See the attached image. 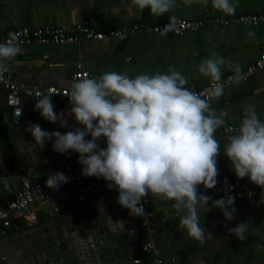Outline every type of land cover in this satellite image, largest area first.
Here are the masks:
<instances>
[{"label": "crops", "instance_id": "obj_1", "mask_svg": "<svg viewBox=\"0 0 264 264\" xmlns=\"http://www.w3.org/2000/svg\"><path fill=\"white\" fill-rule=\"evenodd\" d=\"M230 2L236 4L233 15L214 9L211 0L207 6L185 5L182 0H176L173 12L156 17L149 8L141 13L134 8L129 9V0H0V38L10 29L20 26L54 25L72 29L83 24L100 30L125 26L130 31L125 40L81 39L66 45L37 42L19 45L20 52L8 62L7 73L23 85H55L70 89L79 64L94 78L108 71L127 73L131 77L166 73L171 66L188 79L186 87L194 91L210 81L209 77L198 72V66L204 59L219 56L230 61L233 68L239 66L243 69L264 52V21L254 24L240 19L241 16L264 11V0ZM170 15L176 19L225 16L228 21L209 23L181 35H162L145 27L132 30L135 24L150 26L170 22ZM230 72L234 71L225 65L222 77ZM37 102L34 97H25L22 118L16 122L7 104L6 90L0 84V201L12 198L22 188L25 179L45 180L56 169L78 164L77 153H56L52 151V141L47 142L43 149L38 146L32 148L35 142L25 131L30 123L61 134L82 127L68 115L63 118L69 127H61L59 121L53 124L43 119L40 112L34 110ZM250 104L255 105L257 115L264 120V69L246 81L224 88V95L211 101L213 109L229 113L227 126L238 128L244 107ZM70 108V103L54 106L57 113L67 114ZM229 134L224 132V128L215 134L220 143L217 167L219 175L236 177L224 152ZM101 146H104L103 141ZM65 194L66 191L53 192L48 198L36 202L38 225L29 226L23 217L15 215L16 223L13 218L11 227L0 226V264H45L55 249L63 252L64 247L71 246L78 227L86 228L93 212L100 210L98 207L109 205L118 196L115 190H106L86 203L51 216V210L64 200ZM209 196L214 200L221 198ZM172 204V201L153 198L146 227L141 225L144 216H137L136 239H130L136 240L142 259L147 261L154 254H160L167 264H264V209H255L235 200L237 211L234 219L227 222V227L223 226L225 220L219 209L201 211L200 225L211 233L201 244L177 229L179 219ZM124 221L130 225L134 223L132 215L124 217ZM241 222H248L244 241L228 233V228ZM149 241L154 242L155 251L144 252L143 247Z\"/></svg>", "mask_w": 264, "mask_h": 264}, {"label": "clouds", "instance_id": "obj_2", "mask_svg": "<svg viewBox=\"0 0 264 264\" xmlns=\"http://www.w3.org/2000/svg\"><path fill=\"white\" fill-rule=\"evenodd\" d=\"M182 3L207 6L209 0ZM211 5L225 15H233L236 10L230 0H211ZM131 8L138 13L149 8L153 16L159 17L173 12L176 0H129ZM175 19L170 15V22L158 31L167 35L173 30ZM19 52L18 35L10 32L6 42L0 43V79L8 71V62ZM225 65L235 72L236 83L243 79L239 66L233 68L230 61L219 56L206 58L198 66V72L211 80L204 94L186 87L188 79L171 66L166 73L135 77L116 71L98 78L84 76L74 80L64 94L71 105L67 114L54 110L51 95L38 99L34 109L53 124L59 121L61 127H69L63 118L68 115L82 127L61 134L30 123L25 131L35 142L33 149H43L52 141V151L56 153H77L81 175L106 181L107 188L118 193L117 203L132 216L145 215L142 200L149 195L155 200L172 201L179 219L177 229L203 244L211 233L200 225L201 211L219 209L224 227L237 211L235 197L229 190L215 200L198 191L201 185L213 189L218 183L220 143L215 134L218 129L227 128L229 113L213 109L211 101L224 95L220 81ZM21 114L20 111L18 117ZM228 131L225 156L238 180L247 178L261 188L256 205H264V120L257 115L255 105L244 107L237 132L232 134L230 128ZM88 136L91 139H86ZM69 181L70 177L58 171L48 176L45 186L55 191ZM253 195L249 191V198ZM100 211L103 212L102 207ZM228 233L244 241L248 222L228 228ZM136 264L141 262L136 260Z\"/></svg>", "mask_w": 264, "mask_h": 264}, {"label": "built area", "instance_id": "obj_3", "mask_svg": "<svg viewBox=\"0 0 264 264\" xmlns=\"http://www.w3.org/2000/svg\"><path fill=\"white\" fill-rule=\"evenodd\" d=\"M241 20L251 21L254 24H258L264 21V11H260L254 14H247L241 16ZM228 19L225 16H211L200 19H176L174 21V28L171 32L173 35L184 34L188 30H197L209 23H227ZM169 22L158 23L155 25L144 26L135 24L132 28L133 31L141 30L145 27L146 30L160 32L159 29H163ZM15 33L18 35V45L28 43H42L50 44L56 43L66 45L74 43L81 39H107L118 38L120 40L127 39L129 30L125 26L114 27L110 29L100 30L92 25L77 24L74 28L69 29L62 26H20L14 27L9 30L7 35L0 38V43H5L8 39L9 33ZM264 69V52L253 63H250L245 68L240 69V75L243 77L241 81H246L248 78L259 70ZM87 76L94 78V75L83 68L82 64L78 65L77 71L74 73L73 78L77 80ZM235 72L227 73V75L221 78V85L223 88L230 86L234 81ZM0 84L6 90L7 104L12 110L13 118L16 122L20 121L23 115V99L25 97H34L36 99L43 98L44 95L52 96V104L58 106L62 103H69V98L64 94L70 89L65 87H59L55 85H49L45 87L40 86H27L18 83L12 75L4 73L3 78L0 79ZM211 86V80L202 86L200 89L194 90L198 94L206 93V90ZM38 93L40 95H38ZM22 112L18 117V113ZM228 128L232 130V133L238 131V127L235 125H229L224 128L225 133H229ZM82 166L78 163L72 167H62L53 171L50 175L56 172H63L70 181L67 184H62L57 190L53 191L45 186V180H29L23 181L22 188L10 199L0 201V226L9 228L13 225V218L15 215L23 217L29 226L39 224L38 214L34 205L38 200H44L48 198L53 192L66 191L64 200L57 204L51 210V216L58 213L68 211L70 208L76 206L79 203H86L90 198L96 197L103 193L107 188V182L95 177H84L81 175ZM218 183L213 189H205L203 185L199 186L198 191L203 194L214 195L217 197H224L225 190H229V194L235 197V200H240L255 209H264V205L257 206L256 201L259 200L261 194V188L252 184L247 178L238 180L237 177L229 175H219ZM251 191L254 195L249 198L248 193ZM153 197L151 195L145 197L142 200L145 215L141 221V225L146 227L149 225L150 209L152 207ZM117 202V201H116ZM134 231V230H133ZM144 252L155 251V244L153 241L147 242L144 247ZM140 262L145 261L148 264H167L166 260L160 254H154L153 257H149L146 260L140 257Z\"/></svg>", "mask_w": 264, "mask_h": 264}, {"label": "water", "instance_id": "obj_4", "mask_svg": "<svg viewBox=\"0 0 264 264\" xmlns=\"http://www.w3.org/2000/svg\"><path fill=\"white\" fill-rule=\"evenodd\" d=\"M116 201L117 198L109 205L98 207H102L103 212H93L87 227H78L71 246L64 247L63 252L55 249L45 264H136L140 259L135 240L137 216H132V225L125 223L124 217L131 215ZM14 221L16 223V217ZM130 237L135 239L131 241ZM141 264L148 263L142 261Z\"/></svg>", "mask_w": 264, "mask_h": 264}]
</instances>
